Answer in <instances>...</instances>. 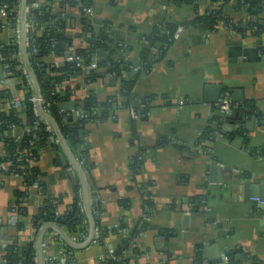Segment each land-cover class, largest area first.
Masks as SVG:
<instances>
[{
    "label": "crops",
    "instance_id": "0c3cea01",
    "mask_svg": "<svg viewBox=\"0 0 264 264\" xmlns=\"http://www.w3.org/2000/svg\"><path fill=\"white\" fill-rule=\"evenodd\" d=\"M211 8V0H93L90 27L98 31L107 26L113 44L124 47L118 57L131 66L120 78L136 76L133 86L136 98L153 100L145 119L133 120L127 109L112 104L108 119L86 125L83 141L90 170L77 155L81 148L75 153L63 138L68 153L55 138L53 142L59 144L61 154L56 157L46 150L35 162L43 174L47 193L52 197L64 196L61 211L71 204L74 187H78L85 235H68L61 229L65 239L46 224L35 233L31 217L43 197L35 187L26 189L20 177H8L0 185L2 249L33 241L35 264H101L108 248L118 245L123 234H112L103 244L95 243L94 208L98 209L96 216L101 226L115 228L122 222L128 232L141 217L142 201L149 194L152 209L146 222L150 228L131 246L140 255L134 256L131 250L125 252L131 263L195 264L198 247L202 263L214 264L231 253L238 257L248 255L257 264H264V214L259 208L264 206V195H260L264 194V32L258 36L250 31L241 35L222 23L212 33L192 26L183 28L162 60L149 71L139 68L137 74L128 75L133 63L141 64L143 39L155 27L180 24ZM57 11L54 6L53 12ZM223 13L233 22L249 21L245 9L239 8L235 0L224 6ZM20 14L21 2L15 29L0 17V46L15 38L24 68L22 53L24 50L26 54V45L24 37L23 49L18 27ZM64 14V34L71 39L72 49L87 48L89 35L82 32L80 11L68 7ZM260 18L264 19V12ZM240 46L257 48L253 57L258 59L249 62L230 51ZM107 55L97 50L92 68ZM64 61V57H46V62L54 66H61ZM25 73L28 76L26 70ZM112 79V75L101 74L87 84L84 73H80L61 85L58 92L70 89L72 96L60 103L73 102L75 107V102L82 101L90 92L103 103L117 93L119 79ZM19 83L0 63V92L21 99V92L16 89ZM220 94L233 98L232 105L238 110H231L223 123L216 125ZM8 102L3 99L0 104L5 107ZM62 109L57 106L58 113L72 116L73 111ZM36 112L53 131L47 120L51 115L37 105ZM207 127L215 128L217 135L211 143L197 144V138ZM22 133L21 128L14 127L6 135L15 138ZM160 142L163 145L157 146ZM141 149H144L140 155L142 164L133 182L129 165ZM244 184L259 190L258 195L245 203ZM14 191L27 193L20 204L25 216L9 210ZM18 223L23 225L21 230Z\"/></svg>",
    "mask_w": 264,
    "mask_h": 264
},
{
    "label": "trees",
    "instance_id": "16d2710c",
    "mask_svg": "<svg viewBox=\"0 0 264 264\" xmlns=\"http://www.w3.org/2000/svg\"><path fill=\"white\" fill-rule=\"evenodd\" d=\"M233 0H211L213 8L203 15H198L190 20H184L180 24L166 23L155 27L150 34L143 39L145 45L140 54L142 70L149 71L158 61L162 60L167 49L172 44L177 33L183 28L196 27L207 33L215 32L219 24H224L229 30L244 35L247 31L253 36H258L264 32V19L260 16L264 12V0H235L239 8L243 7L249 17L247 23L233 22L223 13L224 6ZM21 0H0V7L6 6L7 17L5 22L11 29H15L18 22V10ZM93 0H25V20L28 26L25 31V45L27 61L36 79L40 96L43 100L42 108L50 115L53 113L54 122L69 148L77 153L81 163L90 170L88 164V151L83 141L86 125L90 122L105 121L109 118L112 111V104H116L118 109L132 108L141 115L140 119H145L150 108L152 97L138 100L133 92L135 77L121 79L123 72L129 69L130 64L118 57L124 51V47L113 44L108 34L107 26L101 30L94 31L89 24V16L85 10L92 7ZM35 5V6H34ZM54 6L58 11L53 12ZM77 8L81 13L82 32L88 34V46L85 49H72V42L64 34L66 8ZM1 27V26H0ZM18 44L13 38L7 45L0 46V63L5 72L13 78L19 79L20 83L16 86L17 91L21 92V106L16 109L11 107L6 110L0 104V143L3 144V154L0 155V185L8 177H20L24 187L36 186L38 194L43 197L41 206L31 217V225L36 232L44 224H54L68 235L76 234L83 236L86 234L85 216L81 207L78 187H74V195L71 204L63 211L60 206L64 196H50L44 182L43 174L35 166L42 152L49 150L56 157L61 154L58 143L50 140V132L46 130L48 122L39 118L36 112V105L29 101L34 96L30 88L23 65L18 57ZM71 50V51H70ZM97 50H103L108 55L103 61L96 62V67H91L92 58ZM76 56L80 58V66H76L75 61H64L61 66H54L46 62V57ZM102 71V72H101ZM84 73L85 83L95 81L101 74L113 76L117 84V93L114 97L103 103H99L90 92L79 102H75L74 112L79 111L86 117L74 120L71 115L60 114L57 106L60 102L71 100L72 90L66 89L64 93L58 92L63 83L69 81L76 75ZM12 96L8 92H0V103L3 99L10 100ZM119 100V103H118ZM221 120L215 118L216 125ZM14 127L23 130L20 137H8L6 133ZM217 135V130L213 127L204 129L196 143H211ZM163 145L162 142L157 146ZM144 149L139 150L137 155L130 161L129 168L134 177L139 173L142 160L140 155ZM264 156V151L262 152ZM27 198V193L14 191L13 200L9 204V210L16 207L18 215L25 216L26 211L20 206ZM142 215L137 224L128 232L125 226L119 222L115 228H107L100 225L95 207L94 223L97 237L94 242L103 244L105 239L116 233L123 236L118 245L112 247L114 258L103 259L101 264H134L125 256V252L131 250L134 256L140 255L137 248L131 249L136 238L142 232L150 228L146 220L150 217L152 201L150 195L142 201ZM17 228H23L22 223L17 224ZM199 248L196 247L195 264H202L199 257ZM35 246L33 241L27 242L24 246L9 245L1 250L0 264H35ZM234 256V255H233ZM69 260L67 263H70ZM257 264L256 259L248 255H240L233 259V264Z\"/></svg>",
    "mask_w": 264,
    "mask_h": 264
},
{
    "label": "water",
    "instance_id": "95a60500",
    "mask_svg": "<svg viewBox=\"0 0 264 264\" xmlns=\"http://www.w3.org/2000/svg\"><path fill=\"white\" fill-rule=\"evenodd\" d=\"M25 12H26V7H25V0H21V14H20V25L18 26L19 27V30H20V34L22 35V40H21V44H22V48L24 49V37H25V30H26V20H25ZM230 51H235L237 53L238 56H241L243 57L245 60L251 62V61H254L255 59L257 60L258 58H254V54L258 53V49L257 48H252L250 46H245V47H233L230 49ZM22 59H23V64H24V68L33 84V87H34V93H35V96L36 97H39L40 96V93H39V89H38V85H37V82H36V79L33 75V72L31 70V67L26 59V54H25V51L23 50V53H22ZM133 66V69L129 71L128 75L129 76H132V75H135L137 74V71L139 68H142V65L139 64V63H133L132 64ZM114 81V79H112ZM220 99L223 98V96H221V94L219 95ZM232 102H234V99L233 98H229V105H228V112L225 114V115H228V113H230L231 110H238L237 107L233 106L232 105ZM58 106L60 108H63L62 110L64 111H73L72 112V118L75 120L76 117H75V113H74V105H73V102H69V103H60L58 104ZM37 107H39V105H37ZM39 110V109H38ZM225 115H220L222 118L221 121H219L220 124L223 123V120L225 118ZM47 120L50 122L51 126L53 127V131H54V136L51 137V140H54L55 138H57L61 144V146L63 147V149L65 150V152L68 153V150L66 148V145L64 143V140L62 139L61 135H60V132L54 122V119H53V113H51V116H48L47 117ZM242 190H243V199L242 201L245 203L248 201V199L250 197H255V195H258L259 193V190H258V187L254 186V185H250V184H244L242 185ZM260 195H264L263 193H260ZM261 200V199H260ZM259 208H261L263 210L262 214H264V206H259ZM261 214V215H262ZM46 226H50L52 228H54L55 230H57V232L63 237L66 239V236H65V233L60 229L58 228L57 226H55L54 224H46ZM91 226H92V230L94 231V225H93V221L91 220ZM90 241V240H89ZM234 255V256H233ZM224 257H226L228 259L227 262H223V258H220L218 259L214 264H233V259L237 258L238 256H235V254H231V253H227L224 255ZM202 264H212V262H208V261H205L204 263Z\"/></svg>",
    "mask_w": 264,
    "mask_h": 264
},
{
    "label": "built area",
    "instance_id": "2783aa9c",
    "mask_svg": "<svg viewBox=\"0 0 264 264\" xmlns=\"http://www.w3.org/2000/svg\"><path fill=\"white\" fill-rule=\"evenodd\" d=\"M34 6H35V5H34ZM5 9H6V6H2V7H0V17H1V18H4V19L7 17V13H6ZM85 13H86L88 16H91V15H92V10H91V8L86 9V10H85ZM27 27H28V26L26 25V28H27ZM70 51H71V50H70ZM65 61H75V62H76V66H78V67L80 66V58H79V57H76V56L73 57V56H69V55H67V57H65ZM91 67H92V65H91ZM26 79H27V82H28L30 88H31L32 91L34 92V87H33V84H32V82H31L30 78H29L28 76H26ZM21 100H22V99H19L18 97L11 98V99L9 100V102L6 104V106H5L4 108H5L6 110H9L11 107L18 109V108H20V106H21ZM29 101L32 102V103H34V104H36V105H39V106H42V105H43L42 97H41V96L36 97V96H35V93H34V96H32V97L29 99ZM228 105H229V97H228V95H225V96L222 98V100H221V102H220V104H219V108H218V110H219V114H220V115H223V116H224V115L228 112V110H229V109H228ZM128 111H129V114H130V116H131V118H132L133 120H138V119L141 118V115L138 114V113H136L132 108H129ZM74 113H75L74 115H75L76 119H78V120H79L80 118L86 117L85 115H82L79 111H76V112H74ZM46 130H47L48 132H50V134H51V136H50V140H51V137L54 136L51 127H50V126H47V127H46ZM51 141H54V140H51ZM208 152L211 153V149H209ZM12 177H16V176H12ZM33 187L36 188V186H33ZM10 212L16 214V213H17V211H16V207L13 206ZM1 249H2V248H1V246H0V250H1ZM106 258H114V252H113V250H112L111 248H108V250H107V252H106V255L104 256L103 259H106ZM227 261H228V259H227L226 257H224V258H223V262H227Z\"/></svg>",
    "mask_w": 264,
    "mask_h": 264
}]
</instances>
